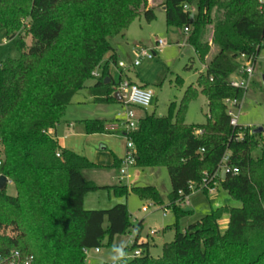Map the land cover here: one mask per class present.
Wrapping results in <instances>:
<instances>
[{
	"label": "trees",
	"instance_id": "trees-1",
	"mask_svg": "<svg viewBox=\"0 0 264 264\" xmlns=\"http://www.w3.org/2000/svg\"><path fill=\"white\" fill-rule=\"evenodd\" d=\"M258 1L163 0L166 25L188 29L187 44L205 72L187 88L174 121L171 104L167 116L144 113L138 128L128 133L136 149L135 168H166L172 187L168 199L174 203L179 191L191 195V185L200 184L205 172L212 175L229 153L220 186L241 206L211 210L184 231L176 226L173 241L162 246L158 259L149 257L148 243L134 241L133 251L140 248L142 255L122 264H264V153L258 159L251 156L264 126L261 134L230 126L224 104L245 93L229 84L233 60L242 54L256 59L264 51ZM184 4L195 10L184 11ZM139 16L148 23L155 19L146 0H0V31L7 40L19 38L20 52L19 60L7 59L0 68V175L15 189L14 196L0 191V264L16 250L33 256L31 264H85L83 249L101 248L105 239L112 246L115 237L128 234L132 225L126 204L84 208L85 196L98 189H111L117 197L133 192L163 204L154 186L98 187L86 181L82 172L98 166L55 139L56 126L80 90L89 88L96 104H119L111 95L110 65H116V54L109 38ZM212 47L215 53L207 61ZM97 68L100 78L89 87ZM198 94L207 100L206 123L189 126L184 114ZM83 124L87 135L105 133L104 120ZM196 128L203 129L202 136H194ZM171 209L176 221L191 213L174 205Z\"/></svg>",
	"mask_w": 264,
	"mask_h": 264
},
{
	"label": "rangeland",
	"instance_id": "rangeland-1",
	"mask_svg": "<svg viewBox=\"0 0 264 264\" xmlns=\"http://www.w3.org/2000/svg\"><path fill=\"white\" fill-rule=\"evenodd\" d=\"M162 2L163 0H146V7L154 9L155 19L152 22L148 23L143 16H139L123 33L109 38L110 45L116 54L117 66L118 63H124L128 67L120 77L116 65L111 64L110 73L115 84L120 78L129 79L132 82L146 85L153 92L152 101L146 110L148 115L167 116L169 106L174 104L175 110L172 115L174 121L187 88L195 86L197 77L205 72V65L199 61L193 47L187 44L188 34H185L181 28L166 25ZM18 39L15 37L7 40L3 31H0V64L7 59L19 60L20 52L16 46ZM158 40L165 43L160 52L152 59H140V65L133 67V62L138 58L135 48L140 46L150 50L156 47ZM24 42L26 46H30V37L26 36ZM214 53L215 48L212 47L207 61ZM244 61L239 56L233 60L235 70L230 77L231 80H238V70ZM255 66V73L247 84L244 96L239 99L240 106L231 108L235 114L239 115V125L249 131L264 126V70H262L264 51L256 59ZM98 79L93 78L86 84L89 86ZM118 110H120V104H96L86 89L80 90L73 97L63 118L56 126L55 138L64 149L86 158L93 164L99 160V164L105 166L101 169L85 170V180H93L95 184L108 187L154 186L159 190L163 204L157 205L149 200H142L133 192H129L126 197H117L113 190L106 188L88 193L85 203L87 210H108L116 204H126L132 227L128 234L115 237L112 246H107L105 239L98 253L93 249L89 250L85 256V264H113L118 261L119 257L131 259L134 241H137V244L148 243L149 257L158 259L161 256L162 246L173 241L176 226L180 231H184L188 225L200 220L211 210L241 206L220 185H217V189L210 194L204 191H194L189 196L188 205L177 206L191 213L176 221L169 207L168 198L172 187L166 168L139 169L133 167L129 169L128 177L121 181L118 180L114 164L125 156L126 138L119 133L87 135L83 124L84 120L104 117L107 118L105 123L108 124L115 119ZM207 113V100L203 95L198 94L187 104L184 123L189 126L204 125ZM109 118L112 121H108ZM263 153L264 135L259 138L258 147L252 151L251 156L253 159H258ZM5 191L10 196L15 195V189L10 184L7 185ZM144 207L148 208V212L142 211ZM163 210L167 211L165 216H163ZM223 219L225 220L226 217ZM139 223H141L140 233L136 239V228ZM223 223L222 220L221 228ZM152 232L156 233L151 235Z\"/></svg>",
	"mask_w": 264,
	"mask_h": 264
},
{
	"label": "built area",
	"instance_id": "built-area-1",
	"mask_svg": "<svg viewBox=\"0 0 264 264\" xmlns=\"http://www.w3.org/2000/svg\"><path fill=\"white\" fill-rule=\"evenodd\" d=\"M259 10L261 13L264 14V0H259ZM184 11H193V8L189 6L188 4H184L182 6ZM185 34H188V29L184 30ZM165 45V43L162 40L157 41L156 47L152 49H145L142 47H136L135 52L138 55V58L133 62L132 66L137 67L140 65V59H152L155 57L162 47ZM239 57L244 61V63L241 65V67L238 70L239 78L238 80H231L229 81V84L233 88H240L244 89L246 91L247 84L252 79L255 70H256V59L252 57H248L244 54L239 55ZM117 70H119V76L122 77L123 72L127 70V66L124 63H116ZM1 68V64H0ZM262 70H264V66L262 67ZM96 71V70H95ZM93 72L92 76L93 78H100V73ZM264 79V76H263ZM115 94L119 95V104H120V110L115 115V119L106 124L104 127L105 133H119L122 134L127 141L126 144V151L125 156L123 159H121L119 162V166L116 168L117 170V179L123 180L126 177H128V171L129 169L135 167L136 163V149L132 142V140L128 137V133L136 130L138 128L139 122L141 118L143 117L144 113H146L147 108H149L150 103L153 98V92L145 87L139 86L128 79L122 80L120 78L118 83L113 82L112 86V96L114 97ZM224 104L226 105V113L230 118V126L232 127H240L238 123L239 115L235 114L231 108H238L240 106L239 99H227L224 101ZM140 112V114L138 113ZM243 128V127H242ZM244 129V128H243ZM204 133L203 129H194L193 134L196 137L202 136ZM238 139H242V134H239ZM201 153H203V149L200 150ZM0 155L1 148H0ZM57 157H59V154H57ZM229 160V153H225L222 157L216 171L209 175L208 173H203V178L198 185H191V189L194 191H204L207 194H210L214 192L217 189V185H220L222 182L221 176L223 172H227V162ZM1 164V162H0ZM234 173H237V169L233 170ZM2 176V175H0ZM7 179V185H12V181L10 179ZM7 187V186H6ZM6 189V188H5ZM192 192V193H193ZM190 196V195H189ZM189 196H185L182 191L178 192V199L174 203H170L169 207L172 208V206H182L184 204L188 205L189 203ZM143 212H148V208L144 207L142 208ZM163 216H165L166 210H163ZM156 232H152L151 235H154ZM125 249V248H124ZM91 249H83V253L86 256L88 254V251ZM94 252L98 253L100 251V248L93 249ZM142 255V251L140 248L135 249L132 252V255L130 258L134 257H140ZM126 259L119 257L118 261L113 264H122ZM33 262V256H23L21 252L19 251H12L10 254L3 259L2 264H31Z\"/></svg>",
	"mask_w": 264,
	"mask_h": 264
},
{
	"label": "crops",
	"instance_id": "crops-1",
	"mask_svg": "<svg viewBox=\"0 0 264 264\" xmlns=\"http://www.w3.org/2000/svg\"><path fill=\"white\" fill-rule=\"evenodd\" d=\"M109 56H110V54H107L106 56H105V58H104V60H103V62H102V65H104L107 61H108V59H109ZM97 72L98 73H100L101 74V69L100 68H97ZM111 74V73H110ZM112 78V77H111ZM129 80V79H128ZM129 81H131V80H129ZM94 82L95 81H93V83L91 84V85H89V87H91L93 84H94ZM132 82V81H131ZM133 83H135V84H137V85H139V86H142V87H145V88H147V86L146 85H142V84H140V83H136V82H133ZM88 92H89V88H87L86 89ZM90 93V92H89ZM139 114H140V112H138ZM109 117V116H108ZM96 119H100V120H104V121H106V119L107 118H96ZM110 120H108V121H112V119L111 118H109ZM107 124V122L105 123V125ZM56 139V138H55ZM57 141V143H58V145L61 147V148H63L61 145H60V142L58 141V140H56ZM103 149H105V148H103ZM120 161V160H119ZM99 160H97V163L95 164V165H97L98 167H96V168H92V169H87V170H96V169H101V168H104L105 166L104 165H102V164H99ZM85 171V170H84ZM84 171L82 172V175H83V177H84ZM85 179V178H84ZM86 181H89V182H92V183H94L95 184V182H93V180H86ZM95 185H97L98 187H108V186H103V185H100V184H95ZM86 200H87V197L85 196V198H84V208H85V203H86ZM86 209V208H85ZM223 221H224V223H223V227L221 228L222 230H224L225 228H226V224H227V219H223ZM222 222V221H221ZM221 227V226H220Z\"/></svg>",
	"mask_w": 264,
	"mask_h": 264
},
{
	"label": "water",
	"instance_id": "water-1",
	"mask_svg": "<svg viewBox=\"0 0 264 264\" xmlns=\"http://www.w3.org/2000/svg\"><path fill=\"white\" fill-rule=\"evenodd\" d=\"M109 82H110L109 79H105V83H109ZM114 97H115V99L117 101L120 100L118 94H115ZM262 132H263V127H259V128L255 129L253 131L254 134H261ZM225 177H226V172H223L222 173V176H221V180L223 181L225 179ZM6 186H7V179H6V177L5 176H0V191L5 190Z\"/></svg>",
	"mask_w": 264,
	"mask_h": 264
}]
</instances>
